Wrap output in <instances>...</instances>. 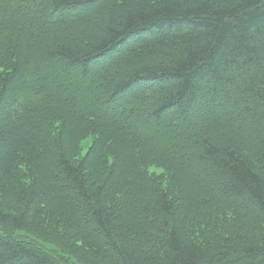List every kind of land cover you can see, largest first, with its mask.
I'll return each mask as SVG.
<instances>
[{"label": "trees", "instance_id": "obj_1", "mask_svg": "<svg viewBox=\"0 0 264 264\" xmlns=\"http://www.w3.org/2000/svg\"><path fill=\"white\" fill-rule=\"evenodd\" d=\"M58 260L263 264L264 0H0V264Z\"/></svg>", "mask_w": 264, "mask_h": 264}, {"label": "rangeland", "instance_id": "obj_2", "mask_svg": "<svg viewBox=\"0 0 264 264\" xmlns=\"http://www.w3.org/2000/svg\"><path fill=\"white\" fill-rule=\"evenodd\" d=\"M130 4V2H127V5H129ZM48 17V19H49V16H47ZM58 18H61V16H58ZM101 22V19H99V18H96L95 19V22L93 23V26L95 27L98 23H100ZM94 29V28H93ZM86 32H89V30L88 29H86L85 30ZM91 142H92V138L91 137H87V138H85V139H83L81 142H80V145H79V149H78V153H79V155L80 156H83L85 153H86V151H87V149L89 148V146H90V144H91ZM149 171H150V173L151 174H159V173H161L163 170L160 168V167H157L156 165H151L150 167H149ZM12 236H13V238H15V239H17L18 241H23V242H27L28 240H30V236L29 235H27L26 233H24V232H14L13 234H12ZM59 262H66L65 264H73V263H71V262H67V261H65V260H58ZM262 263L264 264V260L262 261Z\"/></svg>", "mask_w": 264, "mask_h": 264}]
</instances>
